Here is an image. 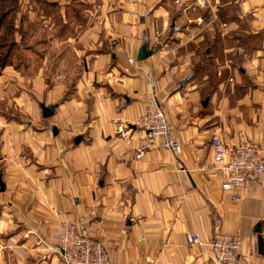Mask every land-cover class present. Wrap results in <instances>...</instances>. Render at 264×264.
Wrapping results in <instances>:
<instances>
[{
    "label": "crops",
    "instance_id": "obj_1",
    "mask_svg": "<svg viewBox=\"0 0 264 264\" xmlns=\"http://www.w3.org/2000/svg\"><path fill=\"white\" fill-rule=\"evenodd\" d=\"M16 1L20 36L39 16L67 55L0 67V99L23 115H0V264H63L55 229L91 214L111 264H212L216 228L243 239L249 262L235 264H264V175L232 201L198 172L213 137L264 140V0ZM144 41L154 52L138 61ZM153 92L179 155L137 126ZM39 103L57 105L48 122Z\"/></svg>",
    "mask_w": 264,
    "mask_h": 264
},
{
    "label": "built area",
    "instance_id": "obj_2",
    "mask_svg": "<svg viewBox=\"0 0 264 264\" xmlns=\"http://www.w3.org/2000/svg\"><path fill=\"white\" fill-rule=\"evenodd\" d=\"M198 6L205 7L206 0H195ZM134 65L135 59H128ZM137 126L144 132L147 146L155 145L168 150L173 155L181 154V146L171 138L169 124L154 92ZM210 156L201 161L198 172L210 178L221 179V190L232 201H238L241 193L254 188L264 175V140L260 144L242 141L234 148H228L218 137L209 143ZM94 216L82 215L75 221L58 224L52 235V241L58 249L63 264H111L105 244L91 236V224ZM219 219L214 221L218 227ZM187 243L202 246L197 234H187ZM251 243V238L245 239ZM243 239L238 233H224L215 229L208 243L212 252V264L248 263L249 256L242 252Z\"/></svg>",
    "mask_w": 264,
    "mask_h": 264
},
{
    "label": "rangeland",
    "instance_id": "obj_3",
    "mask_svg": "<svg viewBox=\"0 0 264 264\" xmlns=\"http://www.w3.org/2000/svg\"><path fill=\"white\" fill-rule=\"evenodd\" d=\"M219 6L220 5L216 7ZM18 7H19V3L18 1H16V9ZM74 9L75 7H73V5L72 7H68V9H66L67 14L64 18L67 21H70V23L76 22ZM53 16L55 17V19L53 17L51 18L52 21L51 24L58 23L59 22L58 20H60L59 15L57 16L56 13H53ZM15 19H16L15 13L12 15H8L3 19L2 26H0V46H6L7 50L12 51L10 55L11 60L14 59L16 63L17 61L19 62L20 60H23V58L31 59L33 61H37V60L42 61L44 57L47 58L50 57L49 60H53L57 57H60L63 53L64 55H67V51L65 50L64 45L62 46V48H54L50 46L49 41L53 38L54 30L52 31L48 30V32L46 31L47 30L46 26L48 25L49 21L43 23V20L39 16H37L36 18H33L34 23H31V26L29 27V25H27L29 24L28 23L29 19L25 17V19H23V21H26L24 22V25L28 27L29 30H31V36L25 35V37H22L20 35L23 34L24 31H22L21 28L18 29L14 28ZM24 25H23V29L25 27ZM17 31H20L18 32L19 34L17 33ZM16 40L19 41L17 43H14L16 46L12 45L13 41ZM28 46L31 47L28 48ZM2 53L3 51H0V57L2 56ZM215 55L216 54H214V56ZM233 64L235 67H237L236 65L238 63L235 62ZM8 104L10 103L7 102V99H0V115H2L6 120L9 119V120L20 121L23 117L22 113L19 111V109L14 108L13 106H9ZM43 120L48 122L50 118Z\"/></svg>",
    "mask_w": 264,
    "mask_h": 264
},
{
    "label": "water",
    "instance_id": "obj_4",
    "mask_svg": "<svg viewBox=\"0 0 264 264\" xmlns=\"http://www.w3.org/2000/svg\"><path fill=\"white\" fill-rule=\"evenodd\" d=\"M153 50H148L147 49V43L146 41L143 42V45L139 48L138 52H137V60L138 61H143L147 58H149L150 56H152L153 54ZM209 97H206L203 102H202V106L206 107L207 103H208ZM57 105H51V106H45L43 103H39V108L41 110V116L43 119H48L50 117H52L55 113V109H56ZM4 184L1 180L0 177V192L4 191ZM260 224L257 225L256 229H255V233L258 234L260 231ZM259 243H261V238H259Z\"/></svg>",
    "mask_w": 264,
    "mask_h": 264
},
{
    "label": "trees",
    "instance_id": "obj_5",
    "mask_svg": "<svg viewBox=\"0 0 264 264\" xmlns=\"http://www.w3.org/2000/svg\"><path fill=\"white\" fill-rule=\"evenodd\" d=\"M0 9H1L0 10L1 11L0 12V26H2L3 19L8 15L14 14V12L16 11V1L15 0H0ZM14 43L16 42L13 41L12 45H15ZM0 51H3L2 56L0 57V67L2 68V67L7 66L11 62L10 55L12 51L7 50L6 46H0Z\"/></svg>",
    "mask_w": 264,
    "mask_h": 264
}]
</instances>
